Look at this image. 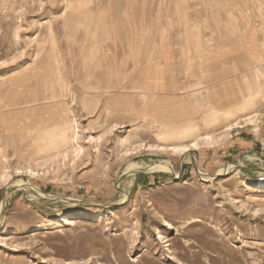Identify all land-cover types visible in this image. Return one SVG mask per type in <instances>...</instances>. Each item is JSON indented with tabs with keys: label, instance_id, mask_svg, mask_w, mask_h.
Masks as SVG:
<instances>
[{
	"label": "rangeland",
	"instance_id": "obj_1",
	"mask_svg": "<svg viewBox=\"0 0 264 264\" xmlns=\"http://www.w3.org/2000/svg\"><path fill=\"white\" fill-rule=\"evenodd\" d=\"M238 29L246 77L161 109L160 57ZM61 107L78 155L44 134ZM260 178L264 0H0V264H264Z\"/></svg>",
	"mask_w": 264,
	"mask_h": 264
},
{
	"label": "crops",
	"instance_id": "obj_2",
	"mask_svg": "<svg viewBox=\"0 0 264 264\" xmlns=\"http://www.w3.org/2000/svg\"><path fill=\"white\" fill-rule=\"evenodd\" d=\"M221 51L213 53H199L198 55L184 57L179 55L162 56L158 62L157 72L149 70L146 74L145 86H147L149 95L158 93V98L165 107L161 108L165 111L172 112L179 109L180 106H185L186 100L182 97L184 91H189L192 86H198V80H202L204 84L212 86L218 85L219 80L225 81L230 78H244L242 73H246V66L243 70L239 69L242 75H236L231 72V63L238 62L239 67L247 62L248 42L245 30L238 29L233 38H231L227 30L223 31L221 39ZM251 43V42H250ZM253 44H251L252 46ZM208 49V48H207ZM252 54V53H251ZM253 59L256 55L252 54ZM164 58V59H163ZM173 59V60H172ZM185 63L192 64L190 67H185ZM202 72V73H201ZM201 73V74H200ZM236 73V72H235ZM200 76L196 78L194 76ZM198 79V80H197ZM212 80L211 83L208 81ZM204 84H201L204 86ZM226 86V83H221L217 87ZM157 95V94H156ZM155 100V99H154ZM229 137L240 135L242 131L233 128ZM199 143L204 141L197 140ZM249 140L244 138L235 139L234 144L238 145L239 149L248 147ZM230 155L227 150V154Z\"/></svg>",
	"mask_w": 264,
	"mask_h": 264
},
{
	"label": "bare ground",
	"instance_id": "obj_3",
	"mask_svg": "<svg viewBox=\"0 0 264 264\" xmlns=\"http://www.w3.org/2000/svg\"><path fill=\"white\" fill-rule=\"evenodd\" d=\"M262 16H263V14H262ZM89 50H92V51L96 52V54H97V52L101 51V48L98 47V46L95 47V48L94 47H90ZM96 63H98V62H96ZM96 63L91 68H89V71H87L86 75H90L91 76V72L97 69V64ZM121 67H122V65H121ZM114 76H115V74H112V73L110 74V76H108V78H107V80H108V86H109V84H111V81L114 78ZM88 79H89V77H88ZM55 89H56V87L53 85V87L51 88L52 94L55 93ZM60 109L61 110L55 111V112H53L51 114V116H52V118H51L52 120L51 121L53 122V124L50 127V131L47 132V133H44V134H46V135L49 136V138H50V140L52 142V145L56 149H60V148L67 149L68 148V149H73L74 150V148H76V146L73 145L74 144V141H76L75 143L77 144V140L75 139V134H73V132L70 131V129L68 127L69 124H68L67 117L62 115V112H61L63 110L62 107ZM207 138H209V137H207ZM190 146H194L195 147L196 145L194 143H191ZM187 148H188L187 146H183V147H171V149L173 151L175 150L176 152L177 151L186 152L187 151ZM73 152H75L78 155L80 153V148H78V150L75 149ZM207 179H208V177L205 179V181ZM256 185H258V187H256ZM256 185L254 186L255 188L260 189V190L263 189L264 188V179L260 178L259 180H257ZM74 214H75V216L80 215L79 213H74ZM67 216H73V213H69V214H67ZM81 216H83V213L81 214Z\"/></svg>",
	"mask_w": 264,
	"mask_h": 264
}]
</instances>
